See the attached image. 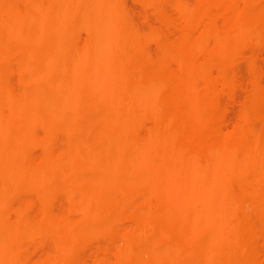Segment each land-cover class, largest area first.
Listing matches in <instances>:
<instances>
[{"label": "bare ground", "instance_id": "obj_1", "mask_svg": "<svg viewBox=\"0 0 264 264\" xmlns=\"http://www.w3.org/2000/svg\"><path fill=\"white\" fill-rule=\"evenodd\" d=\"M21 1L0 2V62L25 61L0 65V264H264L263 89L230 131L215 105L264 44V0H177L166 33L123 0Z\"/></svg>", "mask_w": 264, "mask_h": 264}, {"label": "rangeland", "instance_id": "obj_2", "mask_svg": "<svg viewBox=\"0 0 264 264\" xmlns=\"http://www.w3.org/2000/svg\"><path fill=\"white\" fill-rule=\"evenodd\" d=\"M7 1L6 0H1L0 2H7ZM141 1L140 0H123L124 8H125L128 16H129V19L127 21L128 25H134V26H136L138 28L140 27V29L145 30V31L150 29V28H159V29H161L162 31L165 32L167 30V28H166V24L164 22L167 21L166 18H168L171 21H172V19H174L173 22L175 23V25H176V23L178 24L176 26V28L179 29V27H180L179 21L180 20H179L178 16L176 15V4L178 2L177 0H169L167 3H165L162 6V9L160 10L159 13L157 11L155 12V10H153V9L151 10L150 8L146 7L144 2H143L145 0H141ZM187 1H191V0H187ZM19 4L20 5L22 4L21 0H20ZM147 10H148V13L146 12ZM164 13H166V14H164ZM219 20H220V18H219ZM160 26H161V28H160ZM200 27H201L200 24L195 25V27H193L194 28L193 30L194 31L200 30ZM177 29H175L173 32H171L172 33V37L177 34V32H178ZM171 33L169 34L170 37H171ZM85 36H86L85 32L80 33L79 34L80 41H82L85 38ZM150 43L147 45V48H148L149 51L151 50L150 52H151V55L153 54L152 55L153 57H157V55H158L157 46L153 42L151 44ZM184 44L185 43L182 42L181 46L183 47ZM258 46H260V48H257V46H255V47H246L247 50L244 49V55L241 56V58H239L240 60L236 59L231 64L230 70H229V76L231 78L229 92L227 94L226 93L222 94L221 97H220V99H222V100L219 99L218 100L219 103L215 104L221 110V114H222V124H221V126L226 131H227V129H228V131L232 130L234 128L235 124L237 123L238 118H239L237 116H239V114H240V110H241L242 104L243 103H246V104H249V103L251 104L252 103V99L253 98H250V96H252V94H253V82L257 81L261 85V87L263 89V94H264V44L258 45ZM252 51H253V53H252ZM250 53H252V55H249ZM24 62H25L24 59H15V61L13 60L12 62L11 61L10 62H6V63H1L0 62V65L3 64V65H6L8 67L9 66L10 67L13 66L12 68L16 69L18 67L20 68L21 66H23ZM172 65H174V64H172ZM172 65H171V67L174 70H176L177 66L176 65L172 66ZM232 73H236V75L234 76ZM15 80H16V78L13 75L11 77V80H10V85L14 86L15 85ZM233 81H234V83H233ZM247 85H249V86H247ZM218 87H219V85H218ZM244 94H246L247 96L249 95V96L247 97ZM244 96H245V98H244ZM247 99H249V100H247ZM160 101H161L160 98H158L157 99V103L161 104L162 107L169 108V109H172V108L175 109V118L178 121H182V122L183 121H193V119L196 116V112L190 110V108L188 107V101L186 99H183L180 102H176L174 99H172V100L170 99L168 101L166 100V101H163V102H160ZM183 104H185V105H183ZM103 105L104 104H102V105L95 104L92 101V98L91 99L87 98V101H86V104H85L86 107L88 106L87 108H90V107L91 108H95V107L99 108V107H102ZM238 106H240V107H238ZM238 108H239V110H238ZM260 108H261V110L264 109V103L262 105H260ZM209 109H210L209 106L206 105L204 107L203 112H207ZM192 115H193V117H192ZM252 120L254 121V123L252 121L253 125L257 126V127H258V125H259V127H261L264 124V119H261V121H260V119H252ZM223 121L224 122L226 121V123H225L226 125L225 126H224V122ZM260 124H262V125L260 126ZM228 127H230V128H228ZM186 135H187L188 138L191 137V133H188ZM40 136H41V133H40ZM71 140H73V139H71ZM33 152H34L33 155H34V157L36 159L45 158L44 154H42L39 150H35ZM65 206H66V202L61 200V199L60 200L58 199L57 203L55 204V206L53 208L54 213L55 212L56 213L62 212V210L64 209ZM124 224H126L128 226H126ZM124 224L122 223V225L120 226V231L126 232V230L128 228L129 229L127 231L132 229L133 223L131 225V222H127V223L124 222ZM122 227H124V228H122ZM117 243H118V245H120V242H116L115 246H117ZM28 247H30V248H28ZM28 247H27V252H32L33 261L39 259L42 251H40V250L35 251L34 247H33V244H30ZM113 247H114V245L112 246V248ZM38 251H39V253H38ZM144 257H146V255H144ZM125 264H132V263H125Z\"/></svg>", "mask_w": 264, "mask_h": 264}]
</instances>
